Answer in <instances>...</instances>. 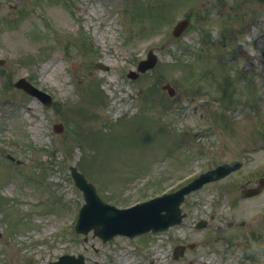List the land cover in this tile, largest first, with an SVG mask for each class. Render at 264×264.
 Segmentation results:
<instances>
[{
  "label": "rangeland",
  "instance_id": "rangeland-1",
  "mask_svg": "<svg viewBox=\"0 0 264 264\" xmlns=\"http://www.w3.org/2000/svg\"><path fill=\"white\" fill-rule=\"evenodd\" d=\"M150 48L157 64L132 79ZM1 59L0 264L22 249L17 264L66 252L86 264H264V241L237 229L264 230V192L240 197L264 175V0H0ZM23 76L51 105L14 86ZM232 158L244 167L186 197L179 226L108 241L71 232L84 203L72 165L126 207ZM179 243L195 245L177 259Z\"/></svg>",
  "mask_w": 264,
  "mask_h": 264
},
{
  "label": "water",
  "instance_id": "water-1",
  "mask_svg": "<svg viewBox=\"0 0 264 264\" xmlns=\"http://www.w3.org/2000/svg\"><path fill=\"white\" fill-rule=\"evenodd\" d=\"M187 23V20L180 22L177 26V33ZM21 82L24 81L21 80ZM27 89L29 91L33 90L31 86H27ZM232 169L234 168L231 167V164L222 165L216 171L204 173L201 178L171 195L156 197L131 208L117 209L103 204L98 198L94 186L86 180L83 174L74 168L73 175L77 184L84 190L87 200L81 210L77 227L83 231L94 227L96 232L105 239L116 233L134 235L151 228L154 230L167 228L169 225L180 221L179 206L185 193L199 187L205 181L219 178ZM259 190L260 188L254 190V192ZM163 211L165 212L163 213Z\"/></svg>",
  "mask_w": 264,
  "mask_h": 264
},
{
  "label": "bare ground",
  "instance_id": "bare-ground-1",
  "mask_svg": "<svg viewBox=\"0 0 264 264\" xmlns=\"http://www.w3.org/2000/svg\"><path fill=\"white\" fill-rule=\"evenodd\" d=\"M95 32H96V34L98 35L99 34V30H97V27L95 28ZM11 41H12V44H13V46H22V45H24L25 44V40L23 39V37L21 36V35H18L17 34V38H13V39H11ZM55 62L52 64V66H55ZM49 71H51V70H49V69H46V68H44V72L45 73H47V72H49ZM110 79L111 80H115L114 79V75H111L110 76ZM118 87H119V85H118ZM53 228H49L48 230H46V232L48 231V232H50L51 230H52ZM20 249H21V247H20ZM22 251H23V253L25 252V250L24 249H22ZM22 251H21V253H22ZM18 254L17 256H15V257H13V261H11V260H6V261H4V263H6V264H17L18 263V261H19V258L20 257H22V254ZM45 258V256H42V259H44ZM127 260H129V258H127L126 259V261Z\"/></svg>",
  "mask_w": 264,
  "mask_h": 264
}]
</instances>
